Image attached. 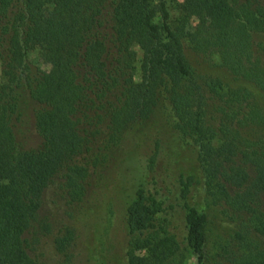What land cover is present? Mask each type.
<instances>
[{"label":"trees","instance_id":"obj_1","mask_svg":"<svg viewBox=\"0 0 264 264\" xmlns=\"http://www.w3.org/2000/svg\"><path fill=\"white\" fill-rule=\"evenodd\" d=\"M0 64V264H48L34 231L43 190L60 176L80 204L158 113L155 150L117 187L126 264H264V0H0ZM166 129L230 218L219 242L190 203L197 176L155 174ZM78 240L76 226L57 231L56 264H79Z\"/></svg>","mask_w":264,"mask_h":264},{"label":"rangeland","instance_id":"obj_2","mask_svg":"<svg viewBox=\"0 0 264 264\" xmlns=\"http://www.w3.org/2000/svg\"><path fill=\"white\" fill-rule=\"evenodd\" d=\"M177 4L185 0H172ZM49 9H52L50 7ZM110 11V8L106 10ZM172 16L179 14L176 5L172 7ZM196 25V21H193ZM109 30L107 29L106 32ZM136 52V64L134 70L135 82L140 83L142 78L141 62L143 52L139 47H134ZM32 62L45 71L51 70V65L41 59L38 50L30 53ZM2 82L0 64V84ZM165 121L160 113L151 118V131L157 133L159 127H163ZM166 127V125H165ZM152 132L151 135L139 134L134 138H127L124 148L117 153L106 170L92 179L88 194L79 204L71 205L67 196V190L63 188V179L58 176L52 183L46 186L41 195V206L34 231L40 236L39 252L48 264H56L57 256L53 247V237L64 224L76 226L79 230L77 247L79 264H126L129 234L123 222V195L118 189L128 188L135 172V163L131 161L133 156L149 154L155 150ZM164 137L160 152L159 168L156 175L162 172L174 174L177 172L193 173L198 178V183L193 188L190 203L201 210L206 211L211 217L212 241L219 242L223 235L231 231L230 218L219 204H214L206 190L203 173L197 162L194 148L183 146L169 130H164ZM153 134V135H152ZM35 137V136H34ZM37 142V140L35 141ZM136 157V156H135ZM130 159V161H128ZM120 186V187H119ZM119 187V188H117ZM157 190L160 186H154ZM124 189V190H127ZM264 202V198H263ZM48 226V231L45 226ZM145 255L144 252H138ZM181 264H194L189 256L180 259Z\"/></svg>","mask_w":264,"mask_h":264}]
</instances>
